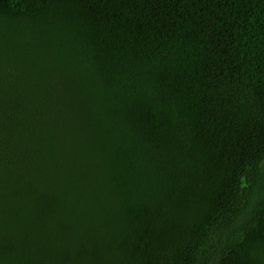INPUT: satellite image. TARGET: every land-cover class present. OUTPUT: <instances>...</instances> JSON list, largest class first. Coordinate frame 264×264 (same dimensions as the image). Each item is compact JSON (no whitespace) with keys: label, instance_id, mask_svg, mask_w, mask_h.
<instances>
[{"label":"trees","instance_id":"16d2710c","mask_svg":"<svg viewBox=\"0 0 264 264\" xmlns=\"http://www.w3.org/2000/svg\"><path fill=\"white\" fill-rule=\"evenodd\" d=\"M0 264H264V0H0Z\"/></svg>","mask_w":264,"mask_h":264}]
</instances>
